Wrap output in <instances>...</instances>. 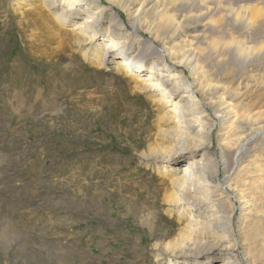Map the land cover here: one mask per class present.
I'll return each instance as SVG.
<instances>
[{
	"label": "rangeland",
	"instance_id": "1",
	"mask_svg": "<svg viewBox=\"0 0 264 264\" xmlns=\"http://www.w3.org/2000/svg\"><path fill=\"white\" fill-rule=\"evenodd\" d=\"M126 3L100 5L129 24L124 9L133 12L136 5ZM39 4L0 0V264H177L165 256L167 246L201 245L216 237L226 238L233 256L197 251L183 263L264 264V135L223 180L220 158L235 153L238 142L221 136L220 124L211 142L191 156L180 137H193L200 125L181 136L183 128L160 120L172 105L153 106L131 75L146 62L127 65L134 55L121 48L115 55L123 70H117L103 61L102 48L72 34L82 18L53 20L56 12ZM141 29L140 39L166 40L169 47L177 41ZM201 31L192 22L180 36L190 39ZM101 41L106 48L108 40ZM246 85L239 87L241 97L229 99L237 112L249 97L258 99L246 93ZM261 104V123H242L238 135L264 125V94ZM202 154L220 165L215 182L226 187L224 200L209 193L201 210L169 203L167 196L178 194L173 179ZM164 156L175 162H159ZM210 215L222 224L232 216L229 228L216 234Z\"/></svg>",
	"mask_w": 264,
	"mask_h": 264
},
{
	"label": "bare ground",
	"instance_id": "2",
	"mask_svg": "<svg viewBox=\"0 0 264 264\" xmlns=\"http://www.w3.org/2000/svg\"><path fill=\"white\" fill-rule=\"evenodd\" d=\"M131 1L136 5L133 12L124 9L131 17L129 24L118 19L119 16L108 15L105 12L107 9L100 5L101 0H39V8L44 10L46 7L56 12L53 20L82 18L72 34L89 40L91 48H102L103 61L107 60L112 66L116 64L117 70H123L120 58L115 55L121 48L134 55V58H129L131 63L122 62L124 66H140L134 60L146 62L143 69L130 73L138 78L140 91L150 94L153 106L162 109L167 104L172 105V109L161 115L160 120L173 125L176 131L183 128L181 136L195 131L196 125H200V131H196L193 137H180V144H185L184 150H191L188 153L191 156L199 154L204 145L211 142L213 129L220 124L221 136L238 142L235 153L224 154L220 158L223 180L230 179L245 153L264 135V125L252 129V134H237V130L242 129V123L255 126L261 123L263 117L261 96L264 92L260 94L259 71L264 68V0H127L126 4L130 5ZM192 22L200 25L202 31L190 39H181L180 34L186 33ZM141 28L155 38L169 34L177 41L173 40L169 47L164 44L166 40L140 39L138 33ZM104 39L108 40V44L103 49V42H97ZM155 43H163V46ZM243 84H247L246 93L258 95V99L249 97L250 101L237 112L229 99L233 95L242 96L239 87ZM253 87L255 90L251 92ZM166 159L172 158L164 156L159 162L165 163ZM174 162L171 160L170 164ZM178 171L175 170L174 175ZM219 174L217 160L202 154L200 159L187 163L180 178L173 179L172 184L177 185L178 194H169L167 201L173 205L200 207L201 210L208 204L209 193L224 200L226 187L215 182ZM206 179L216 184H210ZM246 207L251 206L244 204ZM199 213L200 216L203 214ZM231 219L232 216L227 217L222 224L217 217L210 215V225L217 234L229 228ZM199 224L198 220H194L193 227L196 228L193 230H197ZM216 238V242L194 246L184 244L177 247L174 243L167 246L164 253L177 264H184L183 260L197 251L207 254L224 250L228 256H233L231 249L223 243L226 238ZM232 264L242 263L235 259Z\"/></svg>",
	"mask_w": 264,
	"mask_h": 264
}]
</instances>
